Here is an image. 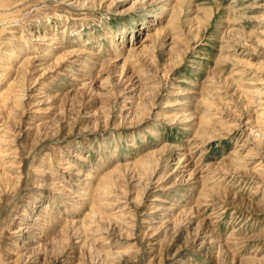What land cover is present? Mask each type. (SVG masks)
Here are the masks:
<instances>
[{
	"label": "rangeland",
	"instance_id": "1",
	"mask_svg": "<svg viewBox=\"0 0 264 264\" xmlns=\"http://www.w3.org/2000/svg\"><path fill=\"white\" fill-rule=\"evenodd\" d=\"M2 62L0 264H264V0H0Z\"/></svg>",
	"mask_w": 264,
	"mask_h": 264
},
{
	"label": "bare ground",
	"instance_id": "2",
	"mask_svg": "<svg viewBox=\"0 0 264 264\" xmlns=\"http://www.w3.org/2000/svg\"><path fill=\"white\" fill-rule=\"evenodd\" d=\"M44 38V37H43ZM130 49V48H129ZM21 53V52H20ZM8 54V53H7ZM10 54V56H13V54L12 53H9ZM67 54V53H66ZM15 56V55H14ZM16 57V56H15ZM71 57V56H70ZM133 58V57H132ZM12 59V58H11ZM117 59V58H116ZM111 60V59H110ZM125 60V59H124ZM30 61H29V59L28 58H26V59H24L23 60V63L20 65V67L18 68V69H16L17 70V74H22V75H25V73L24 72H27V64L29 63ZM31 64V63H30ZM8 69V68H10V66L7 64V63H5V64H3V62L0 64V69L2 70V69ZM24 73V74H23ZM1 75V74H0ZM7 77V76H6ZM5 78V77H4ZM13 81L14 80H12L11 82H8V84H7V88H9V87H11L12 86V84H13ZM6 88V89H7ZM4 90V89H3ZM7 91V90H6ZM5 92V91H4ZM4 92H1L0 93V97H2V94L4 95ZM7 93V92H6ZM5 103V102H4ZM6 104V103H5ZM1 105H2V103H1ZM4 105V104H3ZM169 106V105H168ZM167 105H164L162 108H164V107H168ZM143 114V113H142ZM139 115V114H138ZM167 116V115H166ZM175 117V116H174ZM259 133V132H258ZM260 134V133H259ZM260 137H261V134L259 135ZM142 165V164H141ZM92 208V207H91ZM93 210V209H92ZM91 215V214H90ZM92 216H93V214H92Z\"/></svg>",
	"mask_w": 264,
	"mask_h": 264
}]
</instances>
